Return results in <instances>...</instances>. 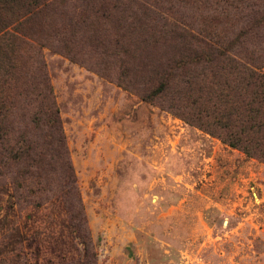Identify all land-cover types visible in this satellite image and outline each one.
Returning <instances> with one entry per match:
<instances>
[{
  "label": "rangeland",
  "instance_id": "374dc122",
  "mask_svg": "<svg viewBox=\"0 0 264 264\" xmlns=\"http://www.w3.org/2000/svg\"><path fill=\"white\" fill-rule=\"evenodd\" d=\"M30 1L40 8L54 1L56 12L68 15L80 5ZM96 4L110 21L91 16L65 53L57 50L61 20L54 15L41 21L37 41L17 43L12 58L16 73H43L52 88L91 254L71 246L63 183L50 157L40 184L31 169L6 158L0 162V264H61V257L64 264H264V164L191 124L186 104L167 108L183 87L178 73L209 71L176 69L182 42L148 36V25L145 38H121L127 56L102 58V48L90 43L97 28L112 42V20L125 29L140 22L112 0ZM146 4L181 27L206 29L264 74V22L253 27L244 3L235 2L236 9L230 0ZM166 73L174 77L161 96L163 106L145 101L143 93ZM7 121L14 139L23 136L48 151L39 145L47 131L32 123V110L19 106Z\"/></svg>",
  "mask_w": 264,
  "mask_h": 264
},
{
  "label": "trees",
  "instance_id": "16d2710c",
  "mask_svg": "<svg viewBox=\"0 0 264 264\" xmlns=\"http://www.w3.org/2000/svg\"><path fill=\"white\" fill-rule=\"evenodd\" d=\"M65 1L67 0H59L58 7L65 4ZM112 1L116 2L118 7H125V12H132L129 17L140 23L138 27L125 29L122 28L120 19L112 20L113 30L117 34L114 40L112 39L114 43L107 39V34H100L97 28L90 43L92 47L102 48L101 57H117L120 52L121 55L127 56V48L121 51V38H139V35L145 38L144 25H148L145 27L148 36L154 32L161 37L167 35L173 40H180L183 48L180 58L175 61V68L186 70L196 65L209 73H178L183 87L167 105L168 110L174 112L177 104H186L193 110L191 124L228 147L242 152L247 158L264 164V74L260 73V67L251 58L238 50L234 51L206 29L194 31L191 27L184 28L177 22L172 23L169 17H161L162 13L166 12L160 11L158 14L157 10H153L157 8L156 5L151 8L146 4V0ZM230 1L233 9H236L234 3L239 2L244 3L247 10H251L250 24L253 27L264 22V0H255L251 6L250 0ZM79 2L80 5L68 15L66 12L57 13L56 7H53L54 1H43L42 5L47 4L40 8L41 5L30 0H0V162L6 158L21 162L32 170L40 184L38 179L45 175L46 166H51L50 161L46 162L47 156L50 157L58 167L63 183V212L69 220L68 235L74 241L77 239L76 243L72 241L71 246L82 245L84 256L87 257L91 254L89 234L74 186L75 178L66 160L59 111L54 102L52 88L43 73H16L17 68L12 59L17 43L24 38L37 41V37L42 34L37 29L41 21L49 22L50 17L54 15L61 20V25L58 24L60 29L55 35L60 44V49L57 50L61 53H65L75 44L76 34L82 31V26L91 16L98 19V22L110 21L103 10L96 8L98 0ZM131 8L138 12L132 11ZM49 24L57 23L51 20ZM26 26L29 27L26 29ZM110 48H114V52L110 53ZM173 77L172 73L164 74L157 88L143 93V99L163 106L161 96L168 90ZM22 105L32 110V123L35 127H43L47 131L48 140L39 144L41 149L44 144L47 145V152L40 150L32 140L29 142L23 136L15 139L11 136L7 120L12 115V110ZM66 198H71V201ZM60 244L66 245L65 242ZM64 261L65 258L61 257L60 263L64 264Z\"/></svg>",
  "mask_w": 264,
  "mask_h": 264
}]
</instances>
